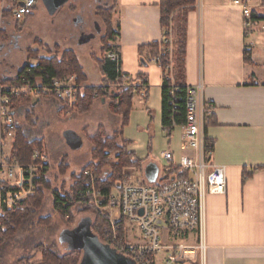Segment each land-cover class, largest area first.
Wrapping results in <instances>:
<instances>
[{
  "label": "crops",
  "instance_id": "crops-1",
  "mask_svg": "<svg viewBox=\"0 0 264 264\" xmlns=\"http://www.w3.org/2000/svg\"><path fill=\"white\" fill-rule=\"evenodd\" d=\"M160 1L117 0L114 23L119 35L109 44L113 47L110 53L119 60H109L108 54L101 57L116 62L128 80L146 77L147 98L134 96L128 122L121 131V137L129 142L128 151L143 162L141 173L147 165L157 166L163 161L160 157L165 151H171L176 159L191 154L182 146L179 128L169 138L162 129V69L151 61L145 66L141 63L142 57L149 58L148 46L157 44L162 48ZM233 1L196 0L186 16L185 83L200 85L201 100L214 108L205 135L213 143L210 162L224 167L226 181L223 195H206L204 199V258L205 264H264V21L255 22L252 31L244 35L241 11ZM13 2L6 0L3 11H8ZM262 2L251 0V8L260 17H264ZM38 4L39 0L34 11ZM45 12L49 17L56 14ZM81 16L79 10L72 20L78 31L77 35L70 34L72 45L68 41L64 44L72 50L79 48L76 53L86 78L84 85L100 87L104 76L83 49L99 30L95 25L94 34L85 32ZM3 19L12 21L10 14ZM11 37L15 40L19 36ZM20 101L15 105L16 121L29 105L36 108L42 102L54 104L57 113H62L61 103L52 98L29 101L19 109ZM109 103L107 97L95 100L82 120L89 123V117L96 115L95 133L113 122L115 128L108 137L117 133L121 124L118 116L109 113ZM71 131L82 140L75 130ZM163 135L167 142L160 149L159 136ZM188 244L195 245V237Z\"/></svg>",
  "mask_w": 264,
  "mask_h": 264
},
{
  "label": "built area",
  "instance_id": "built-area-1",
  "mask_svg": "<svg viewBox=\"0 0 264 264\" xmlns=\"http://www.w3.org/2000/svg\"><path fill=\"white\" fill-rule=\"evenodd\" d=\"M5 1L0 0V14ZM36 4L37 0H14L8 8L10 19L23 21L33 13ZM232 4L241 11L243 34L247 36L255 26L252 18L256 12L251 8V0H234ZM162 42L169 44V59L164 68L171 80V35L164 36ZM107 58L119 60L114 53ZM151 62L161 68L159 57ZM19 72L13 77L0 74V244L5 237V214L32 196L39 174L47 167L48 157L42 149H32L27 163L13 155L18 132L17 101L52 98L61 103L62 114L67 116L76 111L81 90L71 75L47 83H29ZM200 94V85L187 87L185 121L176 127L181 132L184 150L191 154L176 159L171 151L163 152L160 158L166 167H158L154 182H148L143 173L142 179L123 183L106 193L99 185L103 174L95 169L84 168L78 176L85 187L83 205L107 222L103 244L134 264H205L204 199L206 195H223L226 181L224 167L213 165L209 159L204 129L214 108L202 101ZM179 174L187 176L180 178ZM136 231L143 242L131 244L128 238H135ZM191 237H195V245L188 244Z\"/></svg>",
  "mask_w": 264,
  "mask_h": 264
},
{
  "label": "rangeland",
  "instance_id": "rangeland-1",
  "mask_svg": "<svg viewBox=\"0 0 264 264\" xmlns=\"http://www.w3.org/2000/svg\"><path fill=\"white\" fill-rule=\"evenodd\" d=\"M46 4H49V0H39V4L33 14L26 22L24 21L23 24L19 23L17 26L12 21L6 22L3 18L7 19L8 17H3L0 14V17H3L2 20L0 19L1 75L13 77L26 63H29V65L35 64L37 62L36 58L58 55V52L63 50H75L73 52L77 57L76 52L79 48L74 49L75 47H73V50L69 49L72 41L69 42L68 40L71 36L70 34L73 36L78 34V31L73 27L72 20H74V16L79 10H81L84 31L94 34L95 25L99 30V33H95V39L87 46H84L83 49L93 60L102 57L103 47L107 43L105 36H108L104 25L105 21L106 23L111 22V27L116 29L114 23L115 0H69L52 17H49L45 12L47 11ZM13 34H18L19 37L15 40L11 39ZM12 40L15 42L14 44ZM66 41H68L69 45L64 44ZM86 61L90 62L89 60ZM108 111L112 114L110 109ZM71 114L66 116L62 113H57L54 104L42 102L36 108H32L29 105L23 113L17 115L18 132L14 148L21 158L25 157L26 161L29 160L32 149L39 148L44 150L48 157L47 167L45 171L39 174L35 188L44 179L47 182L48 189H42L37 195L41 200V209L33 219L34 225L24 230L13 241L4 243L0 264H20L19 260L24 258H30L31 263L47 264L44 262L42 252L36 249L38 245L47 249L51 248L52 251H57L61 255H73L77 251H69L68 244L60 240L62 232L74 229V237L70 241V248L81 246L80 240L83 233L90 229L91 224L94 222V216L83 210V208L88 207L80 205L77 201L70 203V214L65 218L53 209L52 193L57 191L61 195L73 196L76 176H79L87 165L94 162L91 155L93 150L91 139L97 133L93 130L98 123L95 120L97 117L96 115L89 117L90 122L87 123L85 121V124L82 123L85 114ZM110 124L113 125H109L106 127L107 129L102 127L107 137V134L111 135V131L115 128L113 122ZM90 127L93 128L90 129ZM71 130H75L82 137V140L81 138L79 140L81 142L80 145H78ZM129 131H133V129ZM111 137L109 136L108 138ZM165 139L164 135L162 137L159 136L160 149H162L164 141L167 142V139ZM17 141L18 144L16 143ZM18 146H21L23 151ZM25 151H27L26 154H24ZM108 155V165L115 164L117 162V154L112 152L108 153ZM95 163H98V161H95ZM101 165L102 168L98 172L105 177L111 170L106 163H101ZM157 166L160 170H163L166 167V162L158 161ZM141 172L136 169L126 170L127 181L142 179L143 173ZM43 219L46 220L37 224L39 220ZM135 233V238H133V235L131 238L129 236V243H142L141 234L137 233V231Z\"/></svg>",
  "mask_w": 264,
  "mask_h": 264
},
{
  "label": "trees",
  "instance_id": "trees-1",
  "mask_svg": "<svg viewBox=\"0 0 264 264\" xmlns=\"http://www.w3.org/2000/svg\"><path fill=\"white\" fill-rule=\"evenodd\" d=\"M115 0V10H116ZM196 0H161V26L163 29V37L171 35V55L173 68L171 72V80L169 72L165 70V62L169 59L167 53L169 44L161 43L162 48L159 45L153 44L148 46L149 58L142 57L144 64H147L151 59L159 57L162 65V71L164 73V79L162 83V129L167 138H169L173 130L182 125L185 121V106H186V90L188 85L185 83V55H186V24L187 14L190 12ZM264 7V0L262 2ZM4 17H9V11H3ZM254 22L264 21V17H260L257 14L253 16ZM19 25L18 22L15 23ZM23 24V23H22ZM105 39L107 43L105 45L103 55H107L112 52L113 47L109 44L112 40L118 37V29H114L111 22L106 23ZM143 50V48L141 49ZM102 55V56H103ZM37 64L30 66L26 63L20 75H25L29 83H35L40 81L41 83H47L53 79H61L64 76H74L76 85L81 88L78 103L76 105V112L79 114H86L90 111L92 104L97 99H103L107 97L110 99L109 108L113 115L118 116L121 120L120 129L111 138H108L103 131L102 127H99L97 133L92 137L91 142L93 150L91 152L92 160L94 161L86 168H92L96 171H100L102 164H107L110 167L111 172L103 177L100 182V188L104 192H110L112 189L117 188L118 185L129 182L127 181L126 170L136 169L142 171V161L136 159L133 152L128 151L127 147L129 142L121 137L122 128L127 124L129 114L132 110V101L134 96H142L145 100L147 98L148 84L146 77L139 75L134 79H126L120 72L116 62H111L108 59L97 58L95 61L99 67L100 72L104 76V81L100 87H86L85 76L83 69L79 64V61L75 53L71 50L59 51L58 55L55 54L51 57L36 58ZM247 63L249 60L244 59ZM94 95L98 97L95 98ZM19 102V101H17ZM20 108L29 104L27 98H22L20 101ZM210 119V118H209ZM209 119L205 123L206 126L210 123ZM204 129V134H205ZM205 142L207 150L212 152L213 143L205 135ZM18 144V141L16 142ZM119 143V144H118ZM29 144V143H28ZM30 145H32L30 143ZM19 149L21 150V146ZM23 151V149H22ZM105 152V153H104ZM107 152V153H106ZM117 154V162L115 164L107 163L109 157L108 153ZM27 151L24 152L26 154ZM13 155L19 159L21 163H27L25 157L20 156L14 148ZM210 159V157H209ZM98 161V163H95ZM105 162V163H104ZM180 178H185L186 174H179ZM245 179V178H244ZM45 186V187H44ZM42 189H48L47 182H39L35 188L34 195L29 197L27 201L21 205L16 206L13 210L5 214L4 226L5 237L2 244H0V259L3 253V245L6 242L13 241L24 230L32 227L33 219L41 209V200L37 197L38 193ZM1 190V188H0ZM85 187L78 176H76L73 186V196L66 194L61 195L57 191L52 193L53 209L58 212L63 218L70 214V203L77 201L80 205H83L82 192ZM85 206V205H84ZM85 212L91 213L94 216V222L91 224L90 231L98 238L100 242H104L102 234L107 227V222L93 209L83 208ZM46 219L39 220L37 224L44 222ZM37 251L42 252L44 262L47 264H79L82 258L80 251L75 254L61 255L59 252L52 251L51 248L47 249L44 246H36ZM81 256V257H80ZM20 264H36L31 263L30 258H24L19 260Z\"/></svg>",
  "mask_w": 264,
  "mask_h": 264
},
{
  "label": "water",
  "instance_id": "water-1",
  "mask_svg": "<svg viewBox=\"0 0 264 264\" xmlns=\"http://www.w3.org/2000/svg\"><path fill=\"white\" fill-rule=\"evenodd\" d=\"M68 1L69 0H49V4H46L48 14H55ZM141 63L145 66L143 61H141ZM73 136L78 145H80V139L74 133ZM143 173L148 182H154L158 175V168L156 165L150 164L145 167ZM73 230L74 229L63 231L60 240L68 244L69 251H80L83 254L79 264H134L129 259L117 254L109 245L100 242L90 229L83 233L80 240L81 246L70 248V241L74 237Z\"/></svg>",
  "mask_w": 264,
  "mask_h": 264
},
{
  "label": "flooded vegetation",
  "instance_id": "flooded-vegetation-1",
  "mask_svg": "<svg viewBox=\"0 0 264 264\" xmlns=\"http://www.w3.org/2000/svg\"><path fill=\"white\" fill-rule=\"evenodd\" d=\"M76 21H78V19H77ZM81 255L83 256V254H82V253H81Z\"/></svg>",
  "mask_w": 264,
  "mask_h": 264
}]
</instances>
